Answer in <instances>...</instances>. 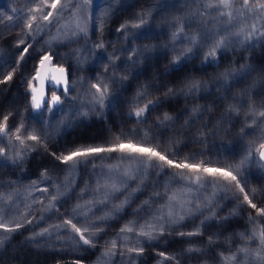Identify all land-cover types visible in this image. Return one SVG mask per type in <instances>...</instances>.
I'll use <instances>...</instances> for the list:
<instances>
[{
	"label": "trees",
	"instance_id": "1",
	"mask_svg": "<svg viewBox=\"0 0 264 264\" xmlns=\"http://www.w3.org/2000/svg\"><path fill=\"white\" fill-rule=\"evenodd\" d=\"M96 1L99 3H96L93 14H96L98 19V30L95 28L96 37L91 40L92 46L86 55L85 70L83 69L81 79L82 84L84 82L87 88V94L90 95V110H96L94 114H100V124L93 123L94 119L91 115L87 114L86 117L81 115L83 113L81 111L73 109L67 111L65 105L72 101L71 92L58 107L60 110L50 111L47 107L37 110L32 107L28 89L43 51L34 50L35 44L30 43L29 53L25 59L19 64L14 63L19 60L20 55L15 43H12L16 33L15 27L18 28L20 25V17L12 12L11 7L0 5V65H3L0 81H3L9 71L14 72L11 81L0 83V121L4 115H9L6 134L0 135V144L4 143L10 148L16 145L14 140L19 135L21 137L19 141H23V147L19 152L26 150L33 163L32 166L26 167V170L22 168L18 175L13 173L9 175L6 172L10 163L0 164L2 169L0 182L22 177L24 186L25 179H32L34 175L35 180L39 181L53 174V169L61 166L62 163L55 160L52 153L66 155V145L69 148L111 147L120 142L131 141L133 144L154 148L176 163H197L232 171L237 175L240 185L245 188L249 198L257 205V209H264V164L258 155V145L264 141L259 139L260 135L255 132V122L262 118L256 113L264 111V73L262 72L264 69L259 66L251 68L252 64L241 66L237 62L226 60V57L233 59L236 53L246 48V45L240 43L234 35L225 32L216 33L202 27L200 17L203 16L200 6L194 1L187 3L186 7L180 5L178 7L174 0ZM248 2L254 11L264 15V10L256 7L264 2H253V0ZM142 20L143 24H141ZM122 25H126L127 28H122ZM133 25H141V27H133ZM173 33H176L175 37ZM193 36L199 40L198 46L189 43ZM221 37L228 41L227 47L217 50L215 60L210 59L205 62V56L210 51L213 41ZM8 41L9 45L6 47ZM238 45L242 47L237 49ZM188 47L193 48L192 53L173 65L171 63L173 58L179 56L180 51ZM32 51L38 52L33 61L30 56ZM56 62L68 66L66 61L57 57ZM27 63H30L28 72L23 74L19 67ZM257 71L258 73H255ZM193 83H198L200 86L189 92L188 89ZM93 84H100L101 87L104 84L108 85L109 98L105 100L102 109L92 103L93 97L98 95L91 87ZM169 89L173 90L171 94ZM145 92L146 95H140ZM149 101H157L158 104L150 106L141 117L135 116V111L145 108ZM230 106H235V110L230 111ZM165 114L170 115L172 119L165 121ZM17 128H20L19 132L16 131ZM30 135H37L41 139L30 140L28 138ZM249 144L253 146L252 155L241 164V160L247 155ZM141 157L148 159L146 156ZM237 165H240L239 171L236 169ZM133 174L130 176V181L138 178L135 173ZM206 175L210 174L196 173V176L201 178ZM209 177L214 179L212 181L217 188L221 187L217 189V192H221V198L228 196L229 202L221 201L225 210L230 208L231 202L236 203L227 221L228 224L233 223L236 227L225 225L226 227L215 228L213 225L209 227L192 225L194 227L192 232L199 229L202 234L199 241L189 243L191 247L188 248L199 251H193L187 256L179 255L177 252L179 246L173 250L171 247L164 249L159 247L157 251L164 255H153L156 246L152 245L149 237L142 236L140 232H153L161 229V226L164 227L165 223L153 225L156 226L154 230L150 229L149 224L146 223L149 222L146 216L148 211L133 212L124 205L119 207L117 212L108 209L104 212L103 208L107 207L105 204L115 206L119 200V196L115 197L118 193L116 191L103 198L99 196L85 198L83 201L88 206L79 207L73 211L74 215L67 217L66 209L69 207L64 204V198L72 192V185L76 180L74 172L68 179L69 186L60 190L58 195L54 194L55 199L51 202L56 207L50 211L53 221L58 219L56 221L58 225H63L67 219H72L77 227L82 230L87 228L88 231L84 232V235L97 246V252L102 248L106 251L111 249L107 261L93 260L90 264H121L123 255L126 262L123 261V264H223L222 255L230 256L242 247L251 248L249 244L238 241L236 245L233 244V240H236L234 236H238L237 232L243 231L238 226L244 220L245 213L248 210L251 212V219L258 224L255 228L257 232L264 229V214L243 201L244 194L239 192L235 182L229 183L218 177ZM139 186L145 188L141 181L134 188L138 189ZM253 190L260 191L262 198L256 199ZM6 191L7 188L5 191L1 190L0 194L4 196ZM45 197L43 196L44 201ZM25 202L24 205L15 206L18 212L30 209L25 207L29 205L28 201ZM128 202L129 200L124 197L120 204ZM143 209L145 211V208ZM62 213L65 215L62 216ZM180 214H183V211ZM100 217L109 220L108 228L101 229L104 226L103 223L98 224ZM115 218L120 222V226L114 224L111 226ZM144 223L147 225L143 226ZM110 227H112L110 237L105 239L106 237L103 236V238L102 234L110 231L108 230ZM122 227L125 229L123 232ZM129 227L132 228L131 231L127 230ZM48 228L51 235L54 237L57 235L61 240L66 239H63V233H70L71 237L74 236V239L79 240V235L71 230V226L57 228L52 225ZM221 231L225 236L223 238L232 242L209 243V237L214 240ZM91 233L98 235L92 236ZM152 237L157 236L152 233ZM135 238L140 239L141 244L136 245L133 242ZM144 238L149 242L143 241ZM113 241L115 248H112ZM172 245L171 242L166 246ZM132 248H143V252H130L129 249ZM76 261L71 255L52 257L46 254L39 258L31 257L24 264H75ZM234 264L251 263L237 256Z\"/></svg>",
	"mask_w": 264,
	"mask_h": 264
},
{
	"label": "rangeland",
	"instance_id": "2",
	"mask_svg": "<svg viewBox=\"0 0 264 264\" xmlns=\"http://www.w3.org/2000/svg\"><path fill=\"white\" fill-rule=\"evenodd\" d=\"M191 1H194V3L200 6V12L203 16L200 17L202 19L200 25L213 30V32H225L233 35V33L239 31L241 26L247 25L246 31H251L252 25H255L257 33L254 38L248 42H242L244 41L243 35L239 37L235 36L240 43L246 45V48L236 53L234 58L232 57L233 59H227L226 56H224V58L226 57V60L237 62L241 64V66L252 64L251 68L259 66L264 69V15L260 14L259 11H254L249 5L245 7L243 0H232L231 8H206L204 5L207 0H174L178 7H186L187 3H191ZM254 1L264 2V0H253V2ZM51 2L52 0H47V4L44 3V0H0V5L3 7H5L4 5H6V7H11L12 12L16 10L14 14L20 17V25L18 28L15 27L16 33L12 43H15L16 46L19 40H24L25 44L22 45V48L33 43L35 44L33 47L34 50L43 51L40 58L46 54H50L55 61L56 57L66 61L68 66L64 65L63 67L69 69L72 101L65 105V108L67 111L73 109L83 113L87 112L88 115L93 117V123L100 124V114H94L96 110H90V95L87 94V88L84 82L82 84L81 79L83 69L85 70L84 64L87 57L86 55L92 46L91 40L96 37L95 28L98 30V19L93 12H95L96 3H99V1L88 0V2L85 3V0H60V6L57 10L50 8L49 5ZM36 9L40 10L37 11ZM250 9L252 10L250 11ZM49 11L53 12V16L50 17L48 21L43 20V15H46ZM229 11L232 13L233 17L231 21L227 16L221 15V12L227 13ZM33 15L36 16V20L32 22V29L29 30L26 24ZM80 29H84V31H80ZM29 32L31 33L30 36L28 35ZM9 41L6 47H8ZM240 47L242 46L238 45L237 49ZM32 52L30 56L33 61L36 59L38 52ZM39 60L37 68L39 66ZM24 64L19 68L23 74H26L30 63H27L25 66ZM56 64L58 63L56 62ZM36 71L37 69L34 72V76ZM262 72L264 73V70ZM255 73H258V71ZM33 82L36 86L37 83L34 80L32 83ZM69 94L68 96H70ZM66 97L67 96L63 97L61 104H63ZM46 107H50L48 103ZM255 125V132L260 135V129L264 128V118L258 119ZM0 135L4 136V133H0ZM14 141L16 145L10 148L6 147L4 143L0 144V149L4 150L3 157H0V164L4 165L10 163L6 169L9 175H12V173L18 175L19 172L22 171V168L26 170V167L33 165L31 156L29 153L25 152L26 150L20 152L23 158L16 160V153L19 152L23 146L19 140L16 139ZM141 147L148 146L143 145ZM83 159L90 162L79 163L75 166L71 164H62L53 169V174L47 177L45 176L42 180H35V175L32 179H25L26 185L24 186L22 184V177H17L18 180L10 178L11 180L8 179L7 182L6 180L0 182V192L1 190L5 191V188H7L3 199H0V223H6L9 227H14L15 223H20L22 225L20 229L11 234L4 233V231L0 229V236L8 237L5 239L4 245L0 246V264H24V262L31 257L35 256L39 258V256L46 254L52 257H66L67 255H71L73 258H76V260H79L80 264H90L93 260H97L98 262L107 261L108 255H104L106 252L105 249L102 248V250L97 252V246H84L82 241L74 239L75 237H71L72 235H70V233H63V239L66 238L64 240L58 238L57 235L54 237L48 231L44 233L43 236L38 235L44 230V227L48 230L49 226L51 227L53 225L56 227L58 225L56 224L58 223L56 222L58 219L55 222L52 219L53 216L50 210L56 206L53 205L51 200L54 194L58 195L60 190L64 189L65 186H69L68 179L72 175V172L76 175V180L73 182V189L71 188L72 192H69L64 198V204L69 207L66 209V216L69 217L70 215H74L72 214L73 211L79 209L77 205L87 207L88 205H85L83 201L85 198L91 199L93 196L103 198L113 193L114 191H111V188L115 185L120 189L116 191L118 193L115 197L117 198L119 196V200L115 205L116 207L127 205L128 210H132L133 212H137L138 210L143 212L148 211L146 216H148L149 222L146 221V223L149 225L165 223L163 231L156 229L152 232L157 236L152 237V240H150L152 245L156 246L153 255L161 254L160 251H157L159 247L161 249L171 247L173 250L178 246L177 252H179V255L183 254V256H187L193 253V251L189 252L186 250L191 247V243L197 240L199 241L202 231L200 232L201 234L197 236L179 235V233L194 231L192 230V228H194L192 225L195 227L198 225H207L208 227L213 225L215 228H217L216 226H220L221 228L226 227L225 225L236 227L233 223L228 224L229 222H227L229 214L233 208H235L236 203L232 204L230 201V208L228 210L224 209V205L221 201L223 200L225 203L229 202L228 196L223 197V199L221 198V192H217V189L221 187L217 188V185L213 183L212 180L214 179L209 177H212V175H206V177L201 178L199 182H195L196 173L199 174V172H190L186 169L182 171L174 167H168L163 164V162L155 159L152 163L138 154L129 156L121 152H105L99 154L97 157ZM149 163L154 166L149 167ZM130 170L138 177L133 179V181H130V176L134 175ZM1 171L2 169L0 168V172ZM184 177H189L190 179H185ZM206 178L208 180H206ZM140 181L145 188H141L140 185L138 189H135L134 186L138 185ZM259 192L260 191L253 192V196L256 199L262 198ZM0 196H2V193ZM43 196H46L45 201L43 200ZM172 196H175L176 200H170ZM124 197L127 198L129 202L120 204L124 200ZM26 200L30 206L27 204L25 207L30 209L18 212L15 206L24 205ZM100 200L101 199H99V201ZM101 203H103L102 200ZM181 204H184L183 208L180 207ZM105 205L107 207L103 208L104 212L107 209L112 212L118 211L115 206ZM143 208H145V211ZM170 209L173 212V218H175L178 213L179 215H184L185 219L180 224L170 223L168 218ZM182 211L183 214H180ZM63 215L65 214L62 213V216ZM243 219L244 220L239 224L238 228H242L244 232H237L238 236H234L236 240H233V244L236 245L238 241L242 244H249L251 249H255L259 247L258 237L255 239L247 238L258 224L251 219V212L249 210L245 213ZM101 223H103L104 226V228H101L102 230L109 227L108 219L98 224ZM146 223H144L143 226L147 225ZM113 224L114 226L121 225L116 218L113 220L111 226H113ZM111 228L112 227L108 229L110 231L103 233L102 237H106L105 239L109 238ZM122 229H124V227H122ZM127 229L132 230L130 227ZM224 231L226 232L227 230L225 229ZM207 232L210 234V230ZM222 232L223 231H221L218 238L212 240V242L222 241L229 244L230 241L227 238H223L225 236ZM241 234H244V238L241 237ZM142 240L149 242L146 238ZM79 241L80 243H78ZM133 242L136 245L141 244V240L138 238H135ZM171 242L173 243L172 246H166ZM187 244H189V246L185 247ZM238 256L241 260L245 261L243 254H239ZM124 258L125 255L121 257V264H123ZM250 263L252 264V262Z\"/></svg>",
	"mask_w": 264,
	"mask_h": 264
},
{
	"label": "snow or ice",
	"instance_id": "3",
	"mask_svg": "<svg viewBox=\"0 0 264 264\" xmlns=\"http://www.w3.org/2000/svg\"><path fill=\"white\" fill-rule=\"evenodd\" d=\"M88 0H85V3H87ZM44 3L47 4V0H44ZM244 6L247 7L248 6V0H243ZM51 9L53 10H57L58 7L60 6V0H52L51 4L49 5ZM204 7L206 8H231L232 7V0H207V2L205 3ZM256 7H258L261 10H264V3H260L258 4ZM37 11H39L40 9H36ZM252 9H250L251 11ZM16 11V10H13ZM221 15H225L228 17V19L231 21L232 17V13L229 11L227 13L225 12H221ZM53 16V12L49 11L46 15H43L42 19L45 21H48L50 19V17ZM9 19H11V17H9ZM36 20V16L33 15L30 17V19L28 20L26 27L31 30L32 29V22ZM144 21H141V24H143ZM79 27V25H78ZM122 28H127L126 25H122ZM133 27H141V25H133ZM247 25L241 26L239 31L236 33H233L234 36L239 37L241 35L244 36V41L242 42H248L249 40L253 39L254 36L257 33V29L255 27V25H252V29L251 31H246ZM80 31H84V29H80ZM180 31L182 32L183 29L181 28ZM28 35L30 36L31 33L29 32ZM173 36H176V33H173ZM189 43H191L193 46H198L199 44V40L197 39V37L193 36L190 38ZM227 43L228 41L224 38L221 37L219 39H216L213 41V45L210 49V51L206 54L205 56V62H207L208 60H215L216 59V53L217 50H223L224 48L227 47ZM25 41L24 40H19L16 48L20 51V55H19V60L18 61H14V63L19 64V62L23 61L26 57V55L29 53V46H25L21 49V45H24ZM102 47V46H101ZM193 51L192 47H188L185 48L183 50L180 51V55L176 56L173 58V60L171 61V63L173 65L179 63L181 61L182 58H186L189 54H191ZM52 57L50 55H44L40 58L39 60V65L40 68L43 69L44 66L46 65V63H48L49 61H51ZM3 71V65H0V72ZM56 71L58 73H60V79L63 78L65 69L64 68H58L56 69ZM40 73H37L36 78H39ZM14 76V72L9 71L5 76L3 81H0V83H7L9 81H11L13 79ZM52 79L56 80L57 77L53 76ZM227 79V75L225 76V80ZM31 87V85H29ZM200 85L198 83H193L188 91H194L196 88H198ZM92 88H94L96 90V93H98V95L93 97V101L92 103L94 105L99 106L101 109L105 106V100L108 97V85L104 84L103 87H101L100 84H93L91 85ZM33 93H35V89H32ZM173 92L172 89H169V94H171ZM147 93H141L140 95H146ZM60 102V98L56 95H53L51 98L50 103L52 105H56L59 104ZM32 103L33 106L35 108H40L41 106V99L39 97H37L36 95H32ZM153 104H158L157 101H149L148 105L145 106V108H140L138 110L135 111L134 115L137 117H141L145 111L152 106ZM230 111H234L235 110V106H230ZM254 111V110H253ZM87 112L81 113V115L83 116H87ZM131 115V113H130ZM256 115H258L259 117L264 118V111H261L259 113H256ZM172 117L168 114H165L164 116V120H171ZM9 120V115H4L2 118V121H0V133H4L6 134V130H7V122ZM255 122V121H254ZM17 132L20 131V128L16 129ZM241 132H243V129H241ZM30 140L33 141H40V137L37 135H30L28 137ZM17 140H21V137L19 135L16 136ZM259 139H261L262 141H264V128L260 129V136ZM21 143H23V141H21ZM45 148L47 150V146L45 145ZM258 150H259V156L260 159L264 160V142L259 143L258 145ZM65 151H67L66 155H57L55 152L52 153L53 157L55 158V160L61 162L62 164L65 165H73L75 166L76 164L79 163H87L90 162L86 159L83 158H88V157H97L99 154L101 153H112V152H121V153H126L129 156L132 155H140V156H146L148 157L149 162H151L153 159H156L160 162H163V164L167 165L168 167H174L176 169H180V170H184L187 169L190 172H203V173H207L212 175L213 177H218L219 179H222L224 181H227L229 183L235 182L236 187L239 189L240 193H243V201L246 202L247 204H249L253 209H257V205L254 204L252 202V199L249 198V195L247 194V192H245V188L243 186L240 185V180L238 179L237 175L233 174L232 171L223 169V168H211V167H207V166H202V164H197V163H187V162H181V163H176L174 160L169 159L167 155H163L161 154L159 151L155 150L154 148H149V147H141V146H137L135 144H133L131 141H129L128 143H124V142H120L118 144H115L111 147H72L69 148L67 145L65 146ZM253 152V146L252 144H249L248 149H247V155L241 160V164L245 163L248 159L249 156L252 155ZM4 154V150L0 149V156H2ZM22 154L20 152L16 153V160H20L22 159ZM149 167H153L154 165L149 163L148 164ZM237 171L240 170V165L236 166ZM185 179H190L189 177H184ZM201 179L200 176H196L195 177V182H199ZM120 189H118L115 185L112 186L111 191H119ZM255 191V190H253ZM0 199H3V196H0ZM53 199H55V197H53ZM170 200H176L175 196L170 197ZM187 203V202H185ZM77 207H81L80 205H77ZM120 206H117V210H119ZM181 208L184 207V204L180 205ZM257 211L261 214H264V209H257ZM168 218L170 223L172 224H180L184 219L185 216L184 215H179L178 213L176 214V217L173 218V212L170 209L168 212ZM100 220V222H104L106 217H100L98 218ZM203 223V222H202ZM68 226H71V230L79 235V240L82 241V244L84 246H94L92 244V240L88 239L85 237L84 232L88 231L87 228L85 229H81L79 227L76 226V224H74L72 222V219H67L64 221L63 225H57L56 227H65L67 228ZM22 227V225L20 223H15L14 227H9L6 223H0V229H2L4 231V233L7 234H11L14 233L16 230L20 229ZM148 227L150 229L154 230V226L153 225H148ZM128 231H131V229H127ZM161 231H163V226H161ZM48 230L44 229L42 230V232L38 235L43 236L44 233H46ZM121 231H125V229H121ZM200 231L199 229L195 232H189V233H179V235H188V236H194V235H200ZM92 236H96L97 233H91ZM142 236H147L149 237V239H152V232H141ZM241 237L244 238V234H241ZM259 239V247L255 248V249H251L248 247H242V248H238L236 253H233L230 256H223L222 255V261L223 264H234V262L237 261V256L238 254H243L245 261H250V262H254V264H264V229H261L259 232H257L256 230H253L252 233L250 234V236L247 239H255L257 238ZM8 237L6 236H0V246H3L5 243V239H7ZM212 242L211 237H209V243ZM112 248H115V241L112 242ZM130 252H143V248H132L129 249ZM186 251H199L198 249H187ZM111 252V249H109L108 251H106L104 253V255H109ZM161 256H163L164 254L161 253ZM174 258V257H173ZM75 264H80V261L77 260L75 262Z\"/></svg>",
	"mask_w": 264,
	"mask_h": 264
},
{
	"label": "water",
	"instance_id": "4",
	"mask_svg": "<svg viewBox=\"0 0 264 264\" xmlns=\"http://www.w3.org/2000/svg\"><path fill=\"white\" fill-rule=\"evenodd\" d=\"M46 55H50V54H46ZM58 68H61V67L56 64V61L53 57H52L51 61L46 63V65L44 66L43 69H41L40 65H39V68H38V72L40 73L39 78L35 77V79H34V81L37 83V85L35 86V84L33 82L31 87H30V92H29L31 94V96L36 95L37 97H39L41 99L40 108L37 109L33 106L35 109L41 110V109L45 108L47 103H48L50 106V109L54 110L55 108H58L61 105L62 99H63L62 97L68 96L69 91H70L69 70L67 68L62 67L65 69V72H64L63 78L60 79V73H58L56 71V69H58ZM53 76L57 77V79L56 80L52 79ZM32 89H35V93H33ZM51 90H54V92L50 93L49 91H51ZM53 95H56L60 98L59 104L52 105L50 103ZM32 105H33V103H32ZM258 155H259V150H258ZM259 159H260V156H259ZM260 160L264 164V160H262V159H260Z\"/></svg>",
	"mask_w": 264,
	"mask_h": 264
},
{
	"label": "bare ground",
	"instance_id": "5",
	"mask_svg": "<svg viewBox=\"0 0 264 264\" xmlns=\"http://www.w3.org/2000/svg\"><path fill=\"white\" fill-rule=\"evenodd\" d=\"M0 51H1V49H0ZM57 65L60 66V67H63V66H64V65H61V64H59V63H58ZM38 68H39V66H38ZM38 68H37V71H36L35 76L33 75V78H34V79H35V77H36V75H37ZM64 68H65V67H64ZM67 69H68V68H67ZM68 70H69V69H68ZM69 74H70V73H69ZM34 79H33V80H34ZM31 85H32V83H31ZM70 89H71V80H70ZM28 91L30 92V88L28 89ZM50 92L53 93L54 90H51ZM69 92H70V91H69ZM62 96H63V95H62ZM30 97H31V101H32V96H31V94H30ZM63 97H65V96H63ZM63 97H62V98H63ZM67 97H68V96H67ZM49 109H50V107H49ZM50 111H53V110L50 109Z\"/></svg>",
	"mask_w": 264,
	"mask_h": 264
}]
</instances>
